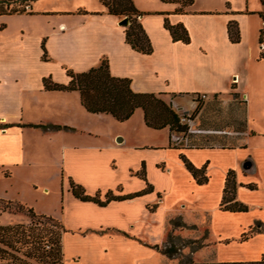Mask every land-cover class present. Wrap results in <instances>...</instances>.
<instances>
[{
    "label": "crops",
    "instance_id": "0c3cea01",
    "mask_svg": "<svg viewBox=\"0 0 264 264\" xmlns=\"http://www.w3.org/2000/svg\"><path fill=\"white\" fill-rule=\"evenodd\" d=\"M261 9L253 14L229 7L140 10L144 15L139 21L152 46L149 55L125 43L126 27L102 5L81 7V14L58 13L65 19L57 16L52 23L47 15L29 10L0 16V175L11 178L35 165L36 159L56 164L61 212L34 213L63 227V264H173V256L155 248L165 244L168 233L194 243L187 252L192 264L260 260L264 233L241 238L257 222L264 223V108H256V91L264 87V58L259 59L263 23L256 14ZM166 19L184 26L188 43L172 40L164 27ZM230 21L238 25V43L229 40ZM12 24L15 28L9 32ZM102 59L107 60L111 76L130 81L134 93L154 95L179 116L190 114L186 127L199 132L191 137L192 146L172 145L168 127L150 129L144 115L138 131H165L167 141H129L128 135L117 133L110 142L96 144L87 124L91 117L117 121L110 115L86 112L78 92L44 90V78L66 85L68 71L87 72ZM219 110H227L221 112L227 117L224 127L216 126ZM119 136L121 141L116 142ZM221 138L239 145L215 147ZM182 157L197 169L204 167V184L196 183ZM229 170L235 174V201L245 205L247 212L220 207ZM69 181L88 196L99 193L102 201L109 192L118 197L140 195L99 206L75 198ZM43 192L51 195L48 189ZM171 220L184 227L172 229ZM24 223L18 214L0 212V226Z\"/></svg>",
    "mask_w": 264,
    "mask_h": 264
},
{
    "label": "trees",
    "instance_id": "16d2710c",
    "mask_svg": "<svg viewBox=\"0 0 264 264\" xmlns=\"http://www.w3.org/2000/svg\"><path fill=\"white\" fill-rule=\"evenodd\" d=\"M32 0H0V16H9L27 12L31 9ZM106 9L107 13L117 18H127L129 23L125 29V43L132 50L149 55L152 52L150 40L145 33L139 18L142 13L138 11L132 0H98ZM262 9L256 14L264 22V0H258ZM170 3H179L180 0H166ZM192 0H184L182 7L189 6ZM30 13V12H29ZM164 27L171 35L174 42H189L187 30L182 24L171 25L166 19ZM227 33L231 43L240 41L238 25L230 21L227 25ZM259 44L262 46L259 59L264 58V27L259 32ZM42 59L46 60V52L42 44ZM69 82L66 85L56 84L50 78H44L42 83L46 91L58 92H78L81 106L90 114L110 115L117 122H125L134 114L137 109H141L144 115V124L153 130H160L168 127L170 135L184 134L187 136L186 146L191 147L189 142L194 134H187V127L182 124V116L176 114L170 106L162 100H156L152 94H137L130 88V81L124 78L111 76L106 59H102L100 65L84 73H73L68 71ZM192 117V116H191ZM39 127L42 129H68L58 126H25ZM170 140V139H169ZM186 169L191 173L197 184L201 185L207 181L204 175V167L197 169L184 157H182ZM69 190L72 195L83 202H93L99 206H105L110 201H120L131 199L140 195L133 194L125 197L113 196L110 192L105 195L104 201L100 199V194L88 196L84 189L69 181ZM236 181L235 174L229 170L226 174L222 200L220 207L223 211L239 213L247 212L248 208L235 201ZM13 205L16 212H24L31 219L30 225L24 224L0 226V264H31L34 260L37 264H63V254L61 249V234L64 231L61 224H57L51 217L38 216L31 208H26L20 204L6 202ZM9 212V211H8ZM37 219L36 225L42 228L36 229L33 220ZM170 226L173 228L184 227L177 220H171ZM37 231V232H36ZM253 233H264V223L257 222L252 228L242 235V240H246ZM179 238L168 233L165 244L156 249L171 257L170 253L173 241ZM184 240L183 242H185ZM171 243V246L168 245ZM194 244L187 241L185 245ZM195 246L198 247L195 243ZM18 254H21L19 256ZM188 264H192L191 260ZM253 264H264V254L260 260Z\"/></svg>",
    "mask_w": 264,
    "mask_h": 264
},
{
    "label": "rangeland",
    "instance_id": "374dc122",
    "mask_svg": "<svg viewBox=\"0 0 264 264\" xmlns=\"http://www.w3.org/2000/svg\"><path fill=\"white\" fill-rule=\"evenodd\" d=\"M193 3L189 6L182 7V2L184 0H180L179 3H170L166 2V0H132L135 7L140 10L144 11H155L161 8H171V6H178L187 9H194V10H208V9H218V10H225L226 8H231L237 12H249L253 14V11L260 10V3L258 0H192ZM102 5L98 0H32L31 1V9L28 8V12H34L39 16L47 15L45 18L54 19L57 21L58 13H66V12H75L81 14V7L93 8L97 5ZM77 10H79L77 12ZM48 13V14H46ZM50 13V15H49ZM144 15L143 12H141ZM84 14H88L85 12ZM80 16V15H79ZM60 17V16H59ZM18 18V17H13ZM61 19H65L64 17H60ZM67 18V17H66ZM70 19V17H68ZM1 19V18H0ZM121 20L123 18H120ZM40 20V19H39ZM47 24V21L44 22ZM52 23V22H51ZM263 27H264V22ZM13 26V27H12ZM9 27V32L13 31L12 29L15 28V25L12 24ZM42 27V24L31 26L30 27ZM43 44V43H42ZM44 45V44H43ZM42 48V45H41ZM257 109L264 108V87L259 86L257 89ZM159 100L158 98H155ZM227 110H219V115L217 116L220 121L216 124V126H226L227 117L226 115H221V112H226ZM234 113L236 110H232ZM190 114H182L181 116H189ZM92 122L88 124V127L94 133L92 139L96 144H104L108 143L112 140L115 134H126L128 135V140H140V141H153L156 143L167 141L168 136L165 131H138L143 124V113L141 110H136L133 116L125 122H115L110 117L106 116H92ZM237 128H234V131ZM69 130H72L69 128ZM256 131V130H255ZM144 132H150L152 135H147ZM153 136V137H152ZM225 138L226 135H216ZM122 137L119 136L116 138V142ZM220 139L221 144L217 146L214 144L215 147H224V148H231L238 146L239 143L236 141L224 142L223 139ZM231 138H240V137H231ZM60 174L58 173V169L55 163L45 162L41 159L35 160V165L30 166L26 169L21 171L15 172L11 178H4L0 175V200H10L15 202L16 200L18 203L23 205L26 208H32L35 213L47 214V213H60L61 206L60 203V192H61V180ZM44 189H48L49 193L45 194L43 191ZM0 201V212H8L12 214H18L25 218L26 223L25 226H29L31 219L27 216L24 212H16L15 207L13 205H7L6 201ZM41 216V215H38ZM37 219L33 220V225L36 229L42 228L41 225H36ZM57 224L59 222L55 220ZM37 232V231H36ZM200 236L204 234L203 229L199 233ZM184 240H176L173 241L170 253L172 254V263L173 264H187L190 261V255L187 252H190L193 249V244L185 245L187 241L183 242ZM198 243H202V240ZM171 246V243L168 247ZM264 253V252H263ZM21 256V254H18ZM258 261V260H257ZM31 264H37L34 260L29 261Z\"/></svg>",
    "mask_w": 264,
    "mask_h": 264
},
{
    "label": "built area",
    "instance_id": "2783aa9c",
    "mask_svg": "<svg viewBox=\"0 0 264 264\" xmlns=\"http://www.w3.org/2000/svg\"><path fill=\"white\" fill-rule=\"evenodd\" d=\"M200 99L204 100L205 99V95H201L200 96ZM181 123L182 124H188L190 121H189V117L188 116H182L181 119H180ZM195 134V133H199L197 132L196 130H190V129H187V134ZM170 143L174 146H186L187 145V136L184 135V134H171L170 135Z\"/></svg>",
    "mask_w": 264,
    "mask_h": 264
},
{
    "label": "water",
    "instance_id": "95a60500",
    "mask_svg": "<svg viewBox=\"0 0 264 264\" xmlns=\"http://www.w3.org/2000/svg\"><path fill=\"white\" fill-rule=\"evenodd\" d=\"M128 23H129V21H128V19L125 17V18H123V19L119 22V25H120V26H124V27H126V26L128 25ZM120 141H121V139L118 140V142H120Z\"/></svg>",
    "mask_w": 264,
    "mask_h": 264
}]
</instances>
